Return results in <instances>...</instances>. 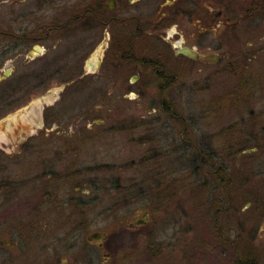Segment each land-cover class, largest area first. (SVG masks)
<instances>
[{"label":"rangeland","instance_id":"1","mask_svg":"<svg viewBox=\"0 0 264 264\" xmlns=\"http://www.w3.org/2000/svg\"><path fill=\"white\" fill-rule=\"evenodd\" d=\"M94 3L0 0V28L7 32L0 33V64L3 70L14 69L11 78L18 80V87L9 81L5 84L11 85L0 90V230L33 212L35 204L38 210L55 208L53 214L64 205L71 212L73 206L65 200L77 193L98 199L89 214L99 215L100 227L125 220L138 209L156 214L145 199H164L167 208L162 214L185 217L186 225L190 217L194 228L184 232L193 236L191 248H196L199 262L264 264V13L249 15L244 0L242 11L239 8L232 18L241 19L243 27H227V60L214 64L208 58L220 52L218 41L212 42L194 78L189 75L183 81L186 89L160 95L134 91L145 82L134 74L138 58L164 54V48L168 53L159 27L149 29L148 36L140 35V29L157 23L172 0H117L107 26L92 9L81 21L84 7ZM69 15L78 17L77 29L61 34L55 30L48 40L36 42L40 49L15 47L11 32L18 26L26 28L21 33L36 28L44 35ZM95 15L100 26L93 46L88 41L93 30L86 20ZM128 21L130 29L125 27ZM192 26L187 23L185 29ZM133 32L137 34L125 44L124 35ZM32 50L36 52L29 59ZM219 62L227 66L222 74L215 72ZM42 68L50 72L39 88L34 76ZM212 132L215 138H205ZM209 139L213 155L220 147L226 154L225 190L205 172L202 156ZM94 176L99 178L96 188L88 184L76 191L78 181ZM50 194L52 205L47 201ZM107 215L117 219L103 217ZM209 219L215 223H206ZM176 223L158 237L183 244V233L176 237L184 225ZM221 226L227 232L224 244L210 235ZM124 231L117 229L116 247L125 243Z\"/></svg>","mask_w":264,"mask_h":264},{"label":"flooded vegetation","instance_id":"2","mask_svg":"<svg viewBox=\"0 0 264 264\" xmlns=\"http://www.w3.org/2000/svg\"><path fill=\"white\" fill-rule=\"evenodd\" d=\"M93 1L95 2L94 7H84L80 16L81 21H85L84 14L89 13L90 9H92L94 11L92 12L93 15L98 13L101 18L106 19L104 20V25L107 26L113 20V14L116 13L117 0H110V2H107V0ZM200 1L172 0V4L165 7L158 15L157 23L152 22L147 29L146 27L140 29V35L144 36V33L147 34L150 31L149 29L159 27L161 29L159 34L168 47V53L166 48H164L163 51L166 52L164 54L150 56L146 54V56L138 58L135 68L137 73L134 74V77L139 80L144 79L145 82L137 85L136 89H133L134 91L138 90L139 93H145L146 90H152V93L165 95L173 93L179 88L186 89V87H183V81L189 75L194 78L195 70L202 61L205 51L210 49L212 42L218 41L220 52L209 53L208 58L212 59L214 64H218V61L225 62L227 60L225 48L223 49V45L225 46L226 43L227 27L233 28L235 31L243 27L241 19L233 21L232 18L239 12V8L242 11L244 0H202L205 1V5ZM247 1L249 6L246 9L249 15L255 18V16L264 13V0ZM201 6L203 9L200 8ZM67 18L68 20L60 26H49L44 35H40L36 28L29 30L27 33H21L26 28L24 25L18 26L15 31L11 32L13 37L17 39L15 47L21 44L35 47L37 41L48 40L51 35L55 34V30L61 34L62 30L69 33L77 29L76 27L79 24L78 17L75 19L74 16L69 15ZM17 21L21 22L22 19H17ZM98 21L99 19L96 15L92 19L86 20V23L89 22L90 28L93 30L88 37V41H91L93 46L99 41L95 32L100 26ZM187 23H193L190 30L185 29ZM252 24L253 26L255 25L254 23ZM125 27L131 28L130 21L126 23ZM5 32L0 28V33ZM134 33L136 32L125 34L124 36L127 39L125 38L123 42L125 44L127 41L129 42ZM212 34L213 37L217 35L218 37L212 38ZM171 37L172 39L169 40ZM130 49H127V51L131 52ZM78 51L79 49H77ZM185 51H190L196 56H190ZM28 57L32 59L30 54ZM76 58H78V55H76ZM170 61L174 63L171 64ZM139 62L142 64L140 65ZM220 62L215 72L222 74L226 72L227 66L225 64L222 66ZM1 65L0 71L3 74L0 75V90H4L5 85H8L5 83L9 81H11L12 87H18V80L11 78L14 76V69L3 70ZM20 68L23 69L24 65L18 66L17 70ZM77 79L78 77L75 80L72 79L71 83ZM71 83L67 82L68 85ZM220 132L223 135H227V131L224 129ZM215 135L212 132L204 136L205 138H215L213 137ZM252 136L258 142L255 135ZM210 141L211 139L208 141L209 149L207 151L204 149L205 152L202 156L205 172L210 179L213 178L220 181V189L225 190L228 183L226 154H224V149L220 147V149H217V154L213 155ZM202 151L203 148L199 152L201 153ZM196 153L199 154L198 152ZM239 155L238 152L237 156L239 157ZM71 173L73 174L74 172ZM98 179L97 176L83 178L78 181L79 183L75 189L78 192L82 189V186L88 184L96 188ZM159 190L161 191L162 189L159 188ZM78 194L65 200L66 205L69 207L73 206L71 212H67L64 205L53 214L55 208L38 210L35 208V204L33 212L28 215H22L0 230V264H204L199 262L200 257H198L199 254L196 248H191V242L194 240L193 236L184 232L186 228L190 227L192 230L194 228L190 217H187L188 224L186 225L185 217L176 219L174 214H162L163 209L167 208L164 199H145V203L148 204V207L155 209L156 214L150 213L147 209H138L136 213L126 216L125 220L107 215L103 217H112L117 220L114 221V224L112 223V226L100 227L99 215L89 214L91 208H93L91 212L93 213V210L98 207L96 205L99 203L98 199L95 197L83 199ZM47 201L51 205L54 203L52 194H50ZM125 205L127 207L132 206L131 202H127ZM139 211L142 213L138 214ZM171 222L176 223V225L183 223V231L178 233L176 237L181 238L183 233L180 239L183 244L166 242L158 237L157 233L159 231L162 233L167 231ZM206 223L213 224L215 220L209 219ZM0 224L2 225L3 222ZM120 227L125 228V243L121 245L122 247H116L115 233ZM205 231L210 234V231L206 229ZM210 235L214 239L219 240L221 244L226 243L228 239L224 226H221L220 230H216L215 233ZM171 238L176 239L174 236ZM177 244L179 247H177ZM246 264H252V262Z\"/></svg>","mask_w":264,"mask_h":264},{"label":"trees","instance_id":"3","mask_svg":"<svg viewBox=\"0 0 264 264\" xmlns=\"http://www.w3.org/2000/svg\"><path fill=\"white\" fill-rule=\"evenodd\" d=\"M47 69L48 68H42V69H37L36 70V73H35L36 75L34 76V78L36 79V82L38 81V84L37 85L39 86V88L41 87L40 85H43L46 82V80H47L46 77L49 76L48 73L50 71H48ZM245 195H248V193L245 194ZM244 201H247V199L244 198Z\"/></svg>","mask_w":264,"mask_h":264},{"label":"water","instance_id":"4","mask_svg":"<svg viewBox=\"0 0 264 264\" xmlns=\"http://www.w3.org/2000/svg\"><path fill=\"white\" fill-rule=\"evenodd\" d=\"M40 48H41V45L36 44L35 49H40ZM35 52H36L35 50H32L31 53H30V56L34 57V53ZM185 53H187L190 56H196V55H194V53H192L190 51H185Z\"/></svg>","mask_w":264,"mask_h":264}]
</instances>
